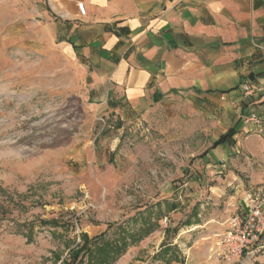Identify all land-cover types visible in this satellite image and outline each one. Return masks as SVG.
Returning a JSON list of instances; mask_svg holds the SVG:
<instances>
[{"label":"rangeland","instance_id":"rangeland-1","mask_svg":"<svg viewBox=\"0 0 264 264\" xmlns=\"http://www.w3.org/2000/svg\"><path fill=\"white\" fill-rule=\"evenodd\" d=\"M38 5L0 0V264H63L87 242L76 264H264V232L234 262L218 246L264 194L222 219L227 194L210 193L195 145L204 132L167 131L159 116L117 131Z\"/></svg>","mask_w":264,"mask_h":264},{"label":"crops","instance_id":"crops-1","mask_svg":"<svg viewBox=\"0 0 264 264\" xmlns=\"http://www.w3.org/2000/svg\"><path fill=\"white\" fill-rule=\"evenodd\" d=\"M36 1L31 15L85 69L117 131L158 116L167 131H203L195 145L206 147L210 193L227 194L225 221L247 193L264 194V0ZM247 83L259 91L245 95ZM231 129L232 139L213 146Z\"/></svg>","mask_w":264,"mask_h":264},{"label":"built area","instance_id":"built-area-1","mask_svg":"<svg viewBox=\"0 0 264 264\" xmlns=\"http://www.w3.org/2000/svg\"><path fill=\"white\" fill-rule=\"evenodd\" d=\"M77 9L80 15H84L82 4H77ZM242 90L247 96L259 91L252 83L244 84ZM248 121L260 124V119L255 114H252ZM263 204L264 200L251 199L249 208L243 217L235 216L229 219L227 230L222 234L218 243L223 260L227 262L239 260L243 255L248 254L249 249L253 248L262 237L264 232Z\"/></svg>","mask_w":264,"mask_h":264},{"label":"trees","instance_id":"trees-1","mask_svg":"<svg viewBox=\"0 0 264 264\" xmlns=\"http://www.w3.org/2000/svg\"><path fill=\"white\" fill-rule=\"evenodd\" d=\"M234 134H235V132H234V130H229L225 135H223V136H221L215 143H214V146H217V145H220V144H222V143H224V141H226V140H229V139H232V137L234 136ZM88 245V242L87 243H84L83 244V246L79 249V250H77V251H75V252H73L72 254H71V259H70V261H68V262H63V264H76V262H77V259H78V257H79V254H80V252H81V250H85V247ZM106 247H107V245H105L104 244V246H102V247H100L99 249H98V251L99 252H103V253H106ZM165 252H167V251H165Z\"/></svg>","mask_w":264,"mask_h":264}]
</instances>
